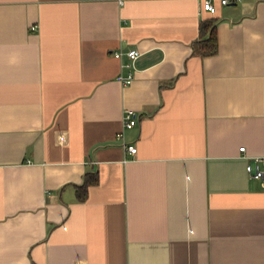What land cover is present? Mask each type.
I'll return each instance as SVG.
<instances>
[{"label": "crops", "instance_id": "0c3cea01", "mask_svg": "<svg viewBox=\"0 0 264 264\" xmlns=\"http://www.w3.org/2000/svg\"><path fill=\"white\" fill-rule=\"evenodd\" d=\"M204 1L0 0V264H264V0Z\"/></svg>", "mask_w": 264, "mask_h": 264}, {"label": "built area", "instance_id": "2783aa9c", "mask_svg": "<svg viewBox=\"0 0 264 264\" xmlns=\"http://www.w3.org/2000/svg\"><path fill=\"white\" fill-rule=\"evenodd\" d=\"M240 0H220L222 5H228L230 3H237ZM202 9L209 12L210 14H216L217 7L214 3V0H205L202 5ZM140 52L137 49H130V50H118L113 51V55L116 58L123 59L126 58L127 62H125L122 67L127 69H132L134 67L135 61L140 56ZM118 81L124 85H129L134 80V72L131 70L127 73V75L120 74L117 77ZM137 124V118L131 113H127L124 116V127L125 128H132ZM126 150L130 153H136L137 147L134 145L125 144ZM241 151H244L245 148H240ZM264 166V157H256L253 162H248L246 165V171L249 175H251L255 179H264V170L262 168Z\"/></svg>", "mask_w": 264, "mask_h": 264}, {"label": "trees", "instance_id": "16d2710c", "mask_svg": "<svg viewBox=\"0 0 264 264\" xmlns=\"http://www.w3.org/2000/svg\"><path fill=\"white\" fill-rule=\"evenodd\" d=\"M215 21L202 23L200 28V39L194 44V52L201 56L214 55L218 52V39L216 33ZM97 173L90 174L86 177L84 183L78 187V199L84 201L87 198L88 187L98 183Z\"/></svg>", "mask_w": 264, "mask_h": 264}]
</instances>
